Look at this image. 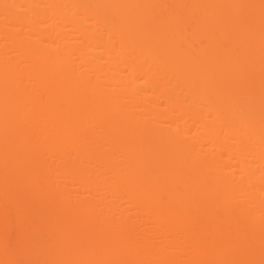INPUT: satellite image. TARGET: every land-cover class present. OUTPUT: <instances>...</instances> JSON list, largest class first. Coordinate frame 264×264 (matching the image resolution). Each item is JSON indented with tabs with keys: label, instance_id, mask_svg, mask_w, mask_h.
<instances>
[{
	"label": "bare ground",
	"instance_id": "obj_1",
	"mask_svg": "<svg viewBox=\"0 0 264 264\" xmlns=\"http://www.w3.org/2000/svg\"><path fill=\"white\" fill-rule=\"evenodd\" d=\"M0 264H264V0H0Z\"/></svg>",
	"mask_w": 264,
	"mask_h": 264
}]
</instances>
